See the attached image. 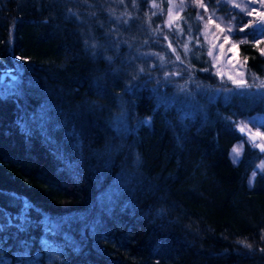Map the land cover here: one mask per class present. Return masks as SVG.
Here are the masks:
<instances>
[{"label":"trees","instance_id":"16d2710c","mask_svg":"<svg viewBox=\"0 0 264 264\" xmlns=\"http://www.w3.org/2000/svg\"><path fill=\"white\" fill-rule=\"evenodd\" d=\"M175 2L0 0V77L8 68L23 84L0 99V224L11 225L0 248L12 264L22 240L37 264H264V152L246 142L231 156L243 118L264 113V23L231 26L248 84L237 87L215 71L197 7L173 14ZM30 114L51 142L22 133ZM24 199L33 226L21 233ZM73 217L99 222L70 229L78 250L52 231Z\"/></svg>","mask_w":264,"mask_h":264},{"label":"snow or ice","instance_id":"6c2138e0","mask_svg":"<svg viewBox=\"0 0 264 264\" xmlns=\"http://www.w3.org/2000/svg\"><path fill=\"white\" fill-rule=\"evenodd\" d=\"M155 6V5H154ZM201 7H205L206 10V6L201 5ZM234 7L236 8H240L241 11H246L247 14L249 16H258L260 17V22L264 23V12H260V13H256L254 11H248L246 7H242L241 4L237 3L234 5ZM234 19V17H233ZM256 23V20H252L250 21L245 27H241L239 29V31L243 32L246 30L247 27H251L252 24ZM169 27H171V23L169 24ZM217 27H219V25H217ZM228 32L230 33L232 31V27L231 25L228 26ZM221 31L223 32L224 29H221ZM229 43V37L226 35L223 39V43L221 44V52H223V47L225 44ZM169 47H171V44H169ZM235 46H233L229 51L231 52V57L229 62L231 63L232 60H234L235 57ZM173 51H175V49H173ZM262 52H264V49H262ZM212 52H209L208 55L212 56ZM111 59V58H109ZM22 71V69L17 66L16 72L20 73ZM143 75L144 78L148 79V80H152V75L150 73H141ZM221 79H223V73L219 74ZM238 75H240L238 73ZM228 79L231 80L237 87H248L247 81L244 80L242 77L237 79L236 77L232 76L231 74H229ZM156 87L157 88H163L166 87L168 84H171V81H166V82H161L159 79H156L155 82ZM4 81L3 78L0 77V85H3ZM12 89H15L14 92H5L3 90H0V99H3L9 95H17L22 96L23 95V84H22V77H15L13 79V83L10 86ZM223 91L226 92H231L233 91V89L228 88L227 86H222ZM178 96H183L186 95L183 92H178L177 93ZM160 106L165 107V108H169V107H174V101L166 98V97H162L160 99ZM231 123V122H230ZM18 127H20L21 131L23 134L30 136L33 132L35 131H39L41 134H44V138L45 140H49L48 135L46 134V130H47V124L43 121V118H37V116L35 114H30V115H26L22 118H20L17 121ZM255 138H260V139H264V134L260 133V132H256L254 134ZM49 142H51L49 140ZM259 147L261 149H264V144L259 145ZM237 155H239V152H237ZM61 159H64V157L61 155ZM66 167H74L72 165L71 161H68V164H66ZM13 199H18L19 197L17 196V194H12ZM118 199L116 193H112L111 194V198L109 199L108 197L105 198L106 203L104 205H102V207L106 208V210H110L112 205L114 204V202ZM34 210V206L31 204V202H29L27 199L23 200V208L20 212L19 215L16 216V225L15 227L17 228L18 232L21 233H26L28 232L29 228L31 226H33V222L30 216V211ZM38 215H42L41 213H37ZM51 221V218H49ZM77 223H80L84 226V228L88 231H94L95 228L98 226V221L93 220L92 222H89L87 218H84L83 220H81L80 218L77 217H73V218H61L59 221H57V228L53 229L52 231H54L56 233L57 237H63L64 238V245L66 247H70L73 248L74 250H78L80 247V243L79 241H77L75 239V236L70 232V229ZM11 225H5V224H0V232H4L6 231V229L8 227H10ZM48 227L51 228V222H49ZM20 243V247L22 249V251H17L14 253V256L16 258V264H37V260L35 259H31L30 258V249L32 247L31 242L29 240H22L19 242ZM41 245L48 249L51 248L52 245L49 244V237H42L41 241H40ZM10 250V249H9ZM3 249L0 248V264H12V260L3 257L2 255ZM58 252V250H57ZM62 254V253H61ZM36 257H39V253L35 254Z\"/></svg>","mask_w":264,"mask_h":264},{"label":"rangeland","instance_id":"374dc122","mask_svg":"<svg viewBox=\"0 0 264 264\" xmlns=\"http://www.w3.org/2000/svg\"><path fill=\"white\" fill-rule=\"evenodd\" d=\"M188 4H193L198 9L199 17L202 20V31L207 39L208 52H212L211 60L214 65V69L217 73H223L226 76L231 74L234 77H238V73L244 65L245 56L240 53V50L236 47L230 38L228 32V26L238 23L241 27H245L250 21L256 20L254 26L259 25L260 17L249 16L246 11H241L240 8L234 7L235 4L239 3L242 7H246L248 11H254L256 13L264 12V0H176L172 4L171 10L174 14L176 9L179 8L181 2ZM201 5L206 6L201 7ZM234 17V19H233ZM219 25V27H217ZM221 29H224L222 32ZM261 33L264 31H258L257 36L260 37ZM229 37V43L225 44L223 47V52H221V44L225 36ZM233 46H235V59L229 62L231 57V52L229 51ZM5 70H9L4 69ZM245 133V141H238L231 148V156L234 160L239 159L244 148V144L247 142L250 145L258 147L264 144V139L255 138L254 134L260 132L264 134V113H255L248 117H244L242 120ZM239 152V155H237ZM264 164V156L261 160L260 165ZM254 174H251V181Z\"/></svg>","mask_w":264,"mask_h":264},{"label":"water","instance_id":"95a60500","mask_svg":"<svg viewBox=\"0 0 264 264\" xmlns=\"http://www.w3.org/2000/svg\"><path fill=\"white\" fill-rule=\"evenodd\" d=\"M6 76H10V77L14 78L15 77V74H13L10 70H5V71H3L1 73V77L4 80Z\"/></svg>","mask_w":264,"mask_h":264}]
</instances>
